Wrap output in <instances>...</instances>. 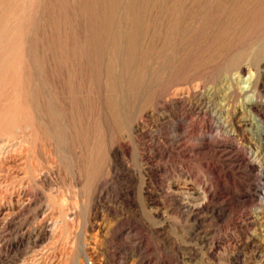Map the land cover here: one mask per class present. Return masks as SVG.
<instances>
[{
    "label": "rangeland",
    "instance_id": "rangeland-1",
    "mask_svg": "<svg viewBox=\"0 0 264 264\" xmlns=\"http://www.w3.org/2000/svg\"><path fill=\"white\" fill-rule=\"evenodd\" d=\"M23 2L0 0V37L37 74L83 43L101 109L82 185L72 156L53 185H0L31 201L0 264H264V0ZM77 121L61 128L79 144Z\"/></svg>",
    "mask_w": 264,
    "mask_h": 264
},
{
    "label": "bare ground",
    "instance_id": "bare-ground-1",
    "mask_svg": "<svg viewBox=\"0 0 264 264\" xmlns=\"http://www.w3.org/2000/svg\"><path fill=\"white\" fill-rule=\"evenodd\" d=\"M22 5L21 10L25 8V4ZM9 28L15 29V24H10ZM23 51L24 43L20 37H0V185H7L9 180H17L18 186L29 185L31 181L51 185L55 175L60 173L61 164L71 156L76 168L75 184L82 185L86 178L84 144H87L89 101L94 103L95 112L99 113L101 109L99 98L89 97L86 47L82 43L79 52L73 55L61 53L59 57L41 59L40 74L26 65ZM244 66L239 67L240 73L244 72ZM260 91L264 96V84ZM76 118L81 131L79 144L71 135L63 136L61 128L64 120L72 134L74 127L76 129ZM254 158H257V151ZM27 177L30 182H25ZM253 180L263 185L264 175L257 174ZM102 181L97 179L95 185H102ZM83 196L79 197L82 203ZM22 198L15 193V197L9 196L0 203V231L9 229L14 218L24 213L31 201ZM61 215L69 218L67 213L62 212Z\"/></svg>",
    "mask_w": 264,
    "mask_h": 264
}]
</instances>
